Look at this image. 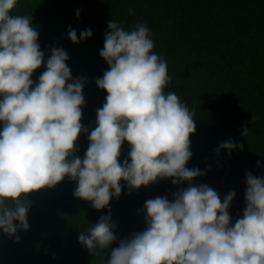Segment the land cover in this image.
I'll list each match as a JSON object with an SVG mask.
<instances>
[{
  "label": "clouds",
  "instance_id": "clouds-1",
  "mask_svg": "<svg viewBox=\"0 0 264 264\" xmlns=\"http://www.w3.org/2000/svg\"><path fill=\"white\" fill-rule=\"evenodd\" d=\"M18 3L0 0V231L19 242L17 233L30 228L28 193L55 187L67 177L76 182L75 197L97 210L108 209L78 236L94 257L104 259L117 241L109 205L122 193L121 180L130 195L171 178L173 185L187 182L188 187L173 193L171 201L147 200L146 230L121 239L104 264H264V175L245 174L246 207L235 223L229 212L235 190L222 201L209 185L193 183L206 174L186 166L195 114L176 92L166 91L171 82L167 61L152 51L150 29L137 23L125 30L109 21L100 51L109 69L95 80L107 95L80 158L74 155L76 141L89 132L81 123L87 78L72 76L62 47L52 48L45 60L31 16L10 14ZM92 35L91 28L79 37L71 27L67 31L73 43ZM42 65L46 70L36 82L31 77ZM247 134L245 128L242 135ZM125 141L130 150L121 163ZM243 147L228 140L216 151L230 154Z\"/></svg>",
  "mask_w": 264,
  "mask_h": 264
},
{
  "label": "trees",
  "instance_id": "trees-1",
  "mask_svg": "<svg viewBox=\"0 0 264 264\" xmlns=\"http://www.w3.org/2000/svg\"><path fill=\"white\" fill-rule=\"evenodd\" d=\"M12 12L31 16L45 60L52 48L62 47L70 57L66 63L72 76L87 78L81 123L89 132L78 136L75 156L84 157L88 135L97 126V109L105 103L107 92L95 80L109 69L100 51L108 23L114 20L125 30L137 23L150 29L152 51L167 61L171 82L166 91L176 92L195 114L192 157L186 166L206 174L193 183L211 187L212 176L221 179L233 170L230 162H263L264 0H19ZM69 27L78 37L87 28L93 35L73 43L67 36ZM45 70L42 65L31 78L38 82ZM228 140L243 149L217 153L220 143ZM129 150L125 141L118 158L121 163ZM121 184V195L109 205L117 241L105 250L104 259L94 257L78 236L108 209L97 210L90 201L75 197L76 182L65 177L55 187L28 193L30 228L17 233L19 242L0 231V264H104L121 239L138 232L137 208L156 197L171 201L173 193L188 187L187 182L173 185L171 178L158 179L129 195L126 183L121 180Z\"/></svg>",
  "mask_w": 264,
  "mask_h": 264
},
{
  "label": "rangeland",
  "instance_id": "rangeland-1",
  "mask_svg": "<svg viewBox=\"0 0 264 264\" xmlns=\"http://www.w3.org/2000/svg\"><path fill=\"white\" fill-rule=\"evenodd\" d=\"M260 162V160H258ZM229 169L233 170L228 173L227 177L218 178L216 175L212 176L210 180L211 188H213L220 195L221 200L223 201V197L226 196L229 192L235 190L236 196L233 198L229 212L232 217V222L235 223V220L238 218H242L243 212L246 207L245 201V191L247 185L245 183L247 172H251L254 176L264 175V160L260 162V166L256 163H248L244 164L240 162L237 163H229ZM241 166V168H240ZM149 189V188H148ZM139 213L137 214V218L139 217V222L137 224V231L142 232L146 230L147 225L144 222V206L142 208H137Z\"/></svg>",
  "mask_w": 264,
  "mask_h": 264
}]
</instances>
